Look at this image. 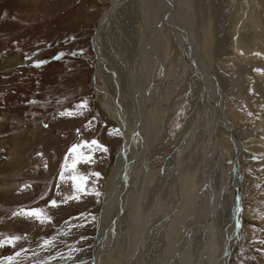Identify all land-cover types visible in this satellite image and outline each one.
Returning a JSON list of instances; mask_svg holds the SVG:
<instances>
[{"label":"rangeland","instance_id":"rangeland-1","mask_svg":"<svg viewBox=\"0 0 264 264\" xmlns=\"http://www.w3.org/2000/svg\"><path fill=\"white\" fill-rule=\"evenodd\" d=\"M160 2L133 0L128 9L122 10L120 3L119 12L110 14V0H0V264L92 263L93 250L96 253L98 247L95 244L99 232L96 234V231H99L103 193L119 148L125 142L116 112L111 111L108 105L109 102L115 103L114 97L117 100L119 96L124 107L134 95L140 98L145 95V103L153 110L152 121L158 114L163 115L159 132L154 131V139L148 144L152 153L149 168L157 174L165 170L162 169L172 154L170 152L180 140L178 132L192 120L189 97L199 79L193 76L194 68L187 64L186 54L183 55L185 60H180L183 52L178 44L177 53H172L174 46L169 36H173V32L160 15L153 18L154 22L165 29L157 36L152 23L149 30L153 31L148 39L153 44L156 39L157 44L167 46L169 53L161 54V49L158 54L160 63L158 56H150L148 47L147 51L143 49L145 58L143 62L137 60L133 66L134 75L123 65L125 58H130L126 60L128 64L133 60L136 50L133 46L136 36L128 32L129 27L135 33L137 25L143 26L146 13L156 10ZM162 7L167 9L168 5L162 2ZM178 8L189 27L190 43L197 45L201 60L212 68L216 77L217 74L225 76L227 85L224 87L223 105L225 109L230 107L227 110L230 109L229 113L233 115L232 118L229 116L232 124L241 130L239 149L235 148V143L233 146L226 131L222 139L226 138L223 141L226 148L233 146L234 150L232 161L225 160L226 165L233 169V161L238 164L235 166L240 168L243 179L239 181L247 186L240 195L246 204L239 209V214L251 219L249 226L242 223L227 264H264V162L251 159V155L259 157L260 150L264 153V0H179ZM107 14L110 21L101 36L104 63L97 75L92 35ZM244 17L250 18V25L238 32L237 27H244L240 23ZM213 32L220 39L225 33L230 36L232 56L229 57L232 59L223 55L224 50H220V43L214 41ZM239 59L241 64L237 67ZM243 66L248 70L243 71ZM236 73H242V79L234 94L236 82L231 81L239 76ZM203 81L206 82L205 79ZM166 86L169 91L163 94ZM184 137L189 139L188 135ZM191 142H187V148L180 153L186 158L196 157L198 149L207 146L204 135L195 140L198 146ZM197 157L194 169L192 167L193 170L187 172V175L195 174V178L191 184L192 201L186 208H191L197 201L198 192H208L210 185L206 180L215 176L214 172L221 164V158L203 162L199 154ZM168 166L172 170L174 164L170 162ZM170 175L172 178L176 174ZM235 176L224 178L223 186L226 191L228 189V195H235ZM173 191L176 196L174 202L178 198H186L177 188ZM136 204H131L129 209L140 202ZM174 206L175 210L169 209L171 215L180 219L176 217L179 204ZM242 209L243 212L240 211ZM133 213L124 214L122 224L128 221L134 227L138 219ZM129 224L123 226L128 228ZM184 224L188 226L189 234L184 238L178 237L177 243L181 249L189 245L193 249L197 245L192 254L203 253L197 256L199 261L195 264L208 263L213 241L209 240L210 245L203 248L201 240L196 242L199 234L192 237L195 221L189 217ZM123 226H119L121 236L112 234L116 243L112 247L109 245L106 253H112L114 246L120 250L119 244L126 230ZM164 234L165 231L150 239V244L143 245L130 264H145L147 261L146 264H172L171 252L177 243L162 256H159V248L152 245ZM104 258L110 264L115 259L119 263L121 257Z\"/></svg>","mask_w":264,"mask_h":264},{"label":"bare ground","instance_id":"bare-ground-1","mask_svg":"<svg viewBox=\"0 0 264 264\" xmlns=\"http://www.w3.org/2000/svg\"><path fill=\"white\" fill-rule=\"evenodd\" d=\"M131 1H133V0H110L111 7L108 9V11L110 14H114L116 11L119 12V10H117V9H119L118 6L120 3H121L120 10H122L124 8L128 9ZM178 1L179 0H170V2H171L170 8L172 11L171 17H170L171 19L168 16H166V14H165L167 9H164L162 7V2H164L165 6H166V3H167L166 0H161V2L158 3L156 6V10H154V11L149 10L146 13V20L143 22V26L137 25V30L135 33H133V31H132L133 29L131 30V28L129 27L128 32L130 34H132V36H133V34L136 36L135 37L136 38L135 45H133L136 48V50L133 52L134 54L132 55L133 60L131 62H129V64H128L126 60H129L130 58L129 59L125 58L126 60L123 62V65L125 66V68H128V69L130 68L131 74L134 73V69H132V68L135 64H137V60H140L141 62H143L145 55H146V52H143V49L146 50L147 47L149 48V51L151 52L150 56H153L155 54L156 56H158V59L161 63L160 55H158V54L161 53V49H162L161 54L169 53V49L167 46H161V43L157 44L156 39H155V44H153L148 39L149 34L153 31V29L149 30L151 27V24L152 23L155 24L153 18L156 15H160L164 18L163 19L164 24L170 25V26H171L172 21H173L172 24H174V23L176 24V22H178V24H176V25L179 26V29L181 30L182 36L180 35L181 33H177L171 27V31L173 32V36H171V34H170L169 39H170V41L172 40L171 42H173V46H174L173 49L171 48L172 53H174V52L177 53V51H178L177 44H178L179 49L182 50V52H183V54H181V56H180V60L184 59L183 55H185V54L187 56V64L188 65L190 63V60H193L195 62V65H196V67H195V65H192L190 63L194 68L193 73L195 75H193V76H196L199 79V83L198 84L196 83L194 88L191 89V92H190L191 97H189V99H190L189 103L191 105L190 108H192V110H191L192 111V116H191L192 120H191V122H189L188 124L186 123L183 126L184 127L183 130L180 128L181 130L178 132L179 133L178 135L179 136L181 135L180 140H179V142H177L174 145L173 151L170 152V153H172L170 155V157L174 158L175 160L174 159L171 160L170 157H168V159H167L168 161L166 162V166L162 169V170H164V169L165 170L163 172H161V174H157V173H154V170L149 168V165H150L149 161H150V159H152V153H150V148H149L148 142L150 140L154 139V135H155L154 131L158 130V132H159L160 123H162V121H163V120L161 121L160 118H162L163 115L160 116L158 114L157 117H154L155 121H152L153 110H150L149 106H147V104L145 103V95H144L145 91H143V94H142V95H144V97H143L144 99L140 98L139 95H134L129 103L127 101V103L124 107L121 104L119 96H118L117 100L114 97L115 103L109 102L108 105L111 106L110 110L113 112H116L117 121H118L119 125L122 127L123 136L125 138L124 144L125 145L127 144V146H125L123 144L119 148V151L116 155V161L114 162V165L111 168L112 173H111L110 177L108 178V184L106 186L105 193H103V202L106 200V197H108V199H109L108 202H105L103 204L106 206V209L104 211V216H105V218L107 217L109 220L107 221L106 227H105L106 228V230H105L106 234H104V236H103L104 238L100 239V241L98 243V247L96 248L95 260H94L95 264H109V261L107 259H105L104 256H107V257H112V256L114 257L115 256V258L119 257V256L121 257L119 263L117 261H115L116 260L115 259L110 264H130V262L132 261V258L135 257L136 253L138 252L139 249H141V247H143V245L145 246V244H150L149 243L150 239L157 238L158 235H161V233H163L165 231V234L160 236L161 238L159 237V240H154V242L151 241V242H153L152 245L159 248V256H162L168 252L169 248L173 244L177 243L176 239L178 237H179V239L184 238L185 235H183L182 237H181V235H182V231L185 232V231L189 230L188 226H186L184 224L185 221L189 219V217H190V219L195 221V224H193V225H195V227L193 230L192 237L196 233L199 234V238L197 239L196 242L198 243L201 240V243H204L203 248H206L208 245H210L211 240L214 243L212 248H211V256L208 259L209 262L206 264H225L226 262H224V259H222L223 256L224 255L230 256L231 251L235 249V238H234V236H235V231L238 227V224L234 223L232 219L238 217L237 221L239 223V228H240L239 232L241 231L242 223L249 226L248 222H250L251 217H250V219H248L246 216H245L246 218H244L245 214L244 215L242 213L239 214V209L242 206L244 208V204H246V203H244L245 199L242 198L240 195H241V193H244L245 188L247 190V186L245 187L243 184L240 183V181L237 182V180H239V179L243 180L241 172H239L240 168L238 166H236V171L234 168L233 169L231 168L232 169L231 170L230 166L226 165V163H225V160L227 161L228 159L230 161H232L231 160L232 159V151H234L232 149V147L234 146V143H235V148L239 149V147H238L239 140L238 139H241V138H239L240 134H241V130H240V128L238 129L237 127L233 126V124H232L233 121H231V118L233 115L231 116V113H229L230 109H229V111L227 110L230 107L225 109V107L223 105V102L225 100L224 99V94H225L224 93V87H226L227 81H226L225 76L223 78L217 74V77H216L213 74L215 72L212 71V68H210L209 65L207 66L206 62L204 63L201 60L197 45L194 46V44H192V42L190 43L191 40H190V37L188 35L189 33L187 32V28H189V27L186 26V19L182 15V13H180V11H179ZM174 5H176V8ZM184 8H186V7H184ZM122 13L127 15L124 12H122ZM102 18H103V21L101 19V22L95 28L94 33L92 35L93 36V44H94L95 52H96V56H97V63H96V68H97L96 74L97 75L101 71L102 64L104 63L103 42H102L103 40L101 41V36L104 34V27L107 26L109 21H110L108 14ZM244 19H245V17H244ZM249 19L246 18L245 20H242L243 22H240L241 19H239L238 22H240L242 25H244V27L243 26L237 27L236 31L242 32L243 31L242 28L248 27L249 26L248 23L250 22ZM187 20H189V19H187ZM235 22H237V20ZM235 25H236V23H235ZM163 28H164L163 26L155 24L157 36H159V34ZM164 29H163V31H164ZM148 30H149V32H148ZM247 31L249 33L248 29H246V32ZM146 33L148 35L145 37ZM213 38H214V41L216 40L217 42L220 43V46H219L220 50H222V51L224 50L223 55L224 56L227 55L226 56L227 58L232 59L231 57H229V56H232V52L229 51V46L231 43L230 42V36L229 35L227 36V34L225 33L224 35H222V37L220 39V38H217L216 36H214V32H213ZM232 41H233V38H232ZM209 43H211V42H209ZM197 44H199V43H197ZM130 48H131V46H130ZM190 49H191V52L189 54L188 51ZM227 49H228V52H227ZM243 49H244V47H243ZM248 49H249V47H248ZM123 50H122V52H123ZM131 50H133V49H131ZM129 51H127V52H129ZM205 56L207 57V54H205ZM211 56H212V54H211ZM119 58H120V56H119ZM206 60H209L208 57ZM237 62H238V64H236V66L238 67L239 63L241 64V59H239ZM183 63H185V62L183 61ZM187 64L185 63V65H187ZM252 65H253V63H252ZM153 66H154V69L157 68V67H155V66H157L156 63ZM150 69H149V72H151ZM154 69H152V70H154ZM145 70H147V68H145ZM242 70L245 71L248 69H247V67L243 66ZM250 71L251 70H249V73H253L252 71L251 72ZM236 72H238V70H236ZM236 74H238V73H236ZM132 75H134V74H132ZM203 79H205L206 82H204ZM240 79H241V75H239L237 77V79H234L231 81V82H233V81L236 82L235 83L236 89H234L235 90L234 94H236L237 93L236 91H238L237 88H238V86H240V84L238 85ZM231 82H230V84H231ZM171 83H172V81H171ZM231 88H232V85H231ZM239 89H241V88H239ZM232 90L233 89H231V92H232ZM168 91H169V87H167L166 90L163 91V94L167 93ZM180 92H181V90H180ZM190 94H189V96H190ZM234 94H230V96L234 95ZM107 101H109V100H107ZM162 101H164V100H162ZM163 103L164 102H162V105H163ZM225 106H226V104H225ZM115 107L117 110L114 109ZM210 114H211V118H210ZM229 116H231V118ZM241 125H242V123H241ZM233 129L237 130V133L234 132ZM224 131H226L230 135L231 142H233V146H231L229 148H226V146H224V144H223V143H225L223 141L224 140L226 141V138L222 139V137H223L222 135H224L223 134ZM219 134H221V137H219ZM185 135H188L189 139L185 138L184 137ZM199 135H204V137L206 139V145L207 146L199 148L198 153L196 155L198 156V154H199V156L202 159L201 161H203V162H205L206 160L210 161V159L212 160L214 158H216V159L221 158V164L219 163L220 164L219 169L217 171L215 170L216 172H214V175H215L213 177L214 180L211 177L207 178V180H206V183L210 185V188H209L207 194H205L204 192H198L196 195L197 201L193 202L194 204H192L191 208H186V206H188L187 204L188 203L191 204V201H192L190 199V197H191V184L195 178V174H188L187 175V172L192 171L194 169L193 166H194V163L198 161V157L193 156L192 158H186V156H182L180 153L185 148H187L186 147L187 142L192 143L191 141H193L195 144V140L199 137ZM220 138L222 139V142H221ZM172 139H174V138H172ZM167 141H168V139H167ZM174 141H176V139ZM196 146H198V145H196ZM200 149H201V151L199 152ZM177 156H178V160L176 161ZM236 158H237V156L234 157L235 161H237ZM170 162L174 164V167L172 168V170L168 166L170 164ZM217 165H218V162H217ZM236 165H238V164H236ZM192 167H193V169H192ZM169 170H171V171L169 172ZM167 172H168V174L165 175ZM170 174H176V175H175V177L171 178ZM235 174L237 177L235 176L234 181L236 182V184L238 183L237 188H239V190H235V195H234V193L232 195H230V194L228 195L227 194L228 189L226 191V189L224 188L223 181L226 178H229ZM236 184H235V187H236ZM173 188H177V191L180 194L183 193L182 196H184L186 198L181 197V198H178V200L176 199L177 201L174 202L173 199L176 196H174L175 192L173 191ZM233 191H234V189H233ZM139 202H140V204H139ZM133 203H134V205H135V203H137L136 205H138V204L139 205L135 206V208L133 207V209H129L131 207V204H133ZM176 204H179L178 215L176 214L177 215L176 217H180V219H176L175 217H173V215H171L172 212H170V210H169L171 208H174V210H175L174 205H176ZM103 205H102V207H103ZM185 210H187V211L185 212ZM130 211L134 212L133 216L136 214V218L138 220L134 219V220H137L136 223L134 224V227L131 224H129L130 222L125 221V224L126 223L129 224L128 225L129 227L127 228V227L123 226L125 224L124 223L122 224V222L124 221L123 219H125L124 214L126 215V213H129ZM240 211L243 212V209ZM186 214H190V215H186ZM131 216H132V214H131ZM125 217H127V216H125ZM163 217H165V219H160ZM127 220H128V218H127ZM134 220H132V222ZM120 224L123 226V228H126L125 233L123 234V236L121 238L122 240L120 241V244H119L120 250H119V248H115V246H114L111 249L112 253L108 254L109 252L106 253V250H107L106 248L109 247V245H110V247H112L114 242L116 241V239L113 238V236H119L120 235V231H119ZM244 224H243V226H245ZM168 225H171L170 226L171 228H168ZM244 228H245V230L247 229V227H244ZM101 230H102V228H99V231H96V234H98V232H99V237L102 235ZM156 230H157V232L155 233ZM158 230H159V232H158ZM203 230H204V233H203ZM177 231L179 232V234H177ZM112 234H113V236H112ZM207 236H208V238H207ZM117 243H119V242H117ZM179 245L180 244L177 243L176 245L173 246L172 250H174V251H172V252L170 251L171 253H173L172 257L174 258V260L172 261V264H195L196 262L199 261L197 256L199 254H202L203 252L198 251L194 255L192 254L194 251L197 250V245L193 249L190 248V245L186 249H184V248L181 249V247ZM163 248H165V249H163ZM148 249H150V248H148ZM93 252H95V251L93 250ZM139 253H141V252L139 251ZM183 253H184V255H183ZM169 255L170 254H168V258H167L168 261L170 260ZM156 258H158V257H156ZM161 258H159V259H161ZM146 259H148V258H146ZM138 261H140V260H138ZM150 261L151 260H149V262ZM134 262L137 263L136 260ZM147 262H145V264ZM166 264H168V263H166Z\"/></svg>","mask_w":264,"mask_h":264},{"label":"water","instance_id":"water-1","mask_svg":"<svg viewBox=\"0 0 264 264\" xmlns=\"http://www.w3.org/2000/svg\"><path fill=\"white\" fill-rule=\"evenodd\" d=\"M244 2H245V0H243ZM166 4L168 5V8H167V10H166V12H165V14H166V16H168L169 18L171 17V13H172V11H171V2H170V0H166ZM111 7V6H110ZM109 7V8H110ZM108 8V9H109ZM106 13H108V12H106ZM171 19V18H170ZM97 26H98V24H97ZM96 26V27H97ZM171 27L174 29V31H176L177 33H181V30L179 29V26L178 25H176L175 23L174 24H172L171 23ZM181 36H182V33L180 34ZM92 44H93V36H92ZM189 54H190V50H189ZM190 63L192 64V65H195V62L193 61V60H190ZM95 65V64H94ZM195 67H196V65H195ZM125 145V144H124ZM125 146H127V144L125 145ZM233 165L234 166H232L234 169H235V171H236V166H235V162L233 161ZM237 182H239V180H237ZM235 190H239V188H237V186L235 187ZM206 194H207V192H206ZM108 197H106V200L103 202V204L105 203V202H108ZM105 209H106V206L105 205H103V207L100 209V211H99V217H98V227H97V229H99V228H102V230H101V232H102V235L100 236V237H98L97 238V240H96V244L95 245H97L98 244V242L100 241V239L101 238H104L103 236H104V234H106L105 233V230H106V223H107V221L109 220L107 217L105 218V216H104V211H105ZM237 219H238V217L237 218H233L232 220H233V222L234 223H237L238 224V227H237V229H236V231H235V236H234V238H235V240H238V232H239V230H240V228H239V223H238V221H237ZM189 230L188 231H182V235H188L189 233ZM95 251V250H94ZM94 254L92 255V263L91 264H95L94 263V258H95V252H93ZM235 253V252H234ZM229 255H224L223 256V258L225 259L224 260V262H226L225 264H227V262H228V260H229Z\"/></svg>","mask_w":264,"mask_h":264},{"label":"crops","instance_id":"crops-1","mask_svg":"<svg viewBox=\"0 0 264 264\" xmlns=\"http://www.w3.org/2000/svg\"><path fill=\"white\" fill-rule=\"evenodd\" d=\"M249 25H250V24H249ZM248 27H249V26H248ZM241 48H243V46H242V45H241ZM240 75H241V79H242V73H241ZM241 79H240V80H241ZM239 84H240V81H239Z\"/></svg>","mask_w":264,"mask_h":264}]
</instances>
